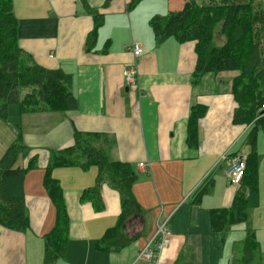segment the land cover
<instances>
[{
  "label": "crops",
  "instance_id": "crops-1",
  "mask_svg": "<svg viewBox=\"0 0 264 264\" xmlns=\"http://www.w3.org/2000/svg\"><path fill=\"white\" fill-rule=\"evenodd\" d=\"M130 1L13 0L20 47L38 65L70 73L78 104L70 111L34 114H22L15 105V122L0 120V159L21 135L29 152L17 166L38 160L24 181L30 225L20 231L0 224V264L44 263V237L57 217L44 187L45 168L50 152L72 146L77 131L99 133L111 160L134 166L141 211L122 223L124 244L101 249V237L119 223L120 193L104 183L97 208L82 196L95 186L97 166L53 169L70 219L66 255L56 264H147L137 259L162 223L169 234L160 264H264V127L234 121L233 80L239 72H207L195 82L196 43L159 41L151 26L155 16L180 10L185 0H140L133 6ZM133 42L143 45L142 55L134 57ZM126 67L135 68L137 86L128 85ZM253 129L254 148L248 140ZM235 154L256 155V189L246 191L248 219L220 232L211 213L229 208L241 188L226 173ZM250 234L256 247L246 260Z\"/></svg>",
  "mask_w": 264,
  "mask_h": 264
},
{
  "label": "trees",
  "instance_id": "trees-1",
  "mask_svg": "<svg viewBox=\"0 0 264 264\" xmlns=\"http://www.w3.org/2000/svg\"><path fill=\"white\" fill-rule=\"evenodd\" d=\"M140 0H131L130 5ZM185 0L180 10L167 15L155 16L151 26L156 38L163 41L174 37L180 42L196 43L198 55L194 68V81L207 72L237 70L233 80V93L238 103L234 121L264 127V0ZM103 18L97 17L94 32L88 37L91 44L97 27ZM221 25L226 42L219 47L213 44L216 25ZM19 20L14 12L13 0H0V120L8 119L12 105L19 104L22 114L65 112L77 108L72 91V75L62 69H48L38 65L19 45ZM27 91V92H25ZM257 127V126H256ZM196 128L190 122L191 140ZM248 140L256 146L255 129ZM75 142L62 150L50 152L45 168L44 187L57 212L54 228L45 235L44 263L56 264L66 255L69 224L63 189L52 171L58 167H98L94 187L84 191L83 198L90 196L97 208L101 188L107 183L121 196L122 214L119 223L108 229L97 243L99 248H118L124 244L121 225L133 213L140 212L133 186L138 179L134 166L128 162L113 161L100 143L99 133L75 132ZM28 146L19 135L0 159V224L24 231L30 225L26 205L24 181L26 173L37 166V156L31 157L28 166H17L21 156H27ZM246 174L241 188L229 208L214 209L211 213L214 230L226 232L235 224L248 219L247 189L255 190L254 173L256 155L247 160ZM256 242L250 234L245 242L246 260L253 257Z\"/></svg>",
  "mask_w": 264,
  "mask_h": 264
},
{
  "label": "built area",
  "instance_id": "built-area-1",
  "mask_svg": "<svg viewBox=\"0 0 264 264\" xmlns=\"http://www.w3.org/2000/svg\"><path fill=\"white\" fill-rule=\"evenodd\" d=\"M54 2L55 0H49ZM134 57H138L144 53V47L141 43L133 42L131 46ZM123 75L130 86H137L138 78L134 67H126ZM248 158L242 154L231 155L228 159L229 167L227 169V176L233 184L240 185L247 170ZM140 167H145L143 163ZM169 230L167 223L158 225L155 236L144 250L140 253L138 259L145 261L147 264H160L163 258L165 248L168 242ZM152 244V245H151Z\"/></svg>",
  "mask_w": 264,
  "mask_h": 264
},
{
  "label": "rangeland",
  "instance_id": "rangeland-1",
  "mask_svg": "<svg viewBox=\"0 0 264 264\" xmlns=\"http://www.w3.org/2000/svg\"><path fill=\"white\" fill-rule=\"evenodd\" d=\"M200 1H205L204 3H207V2H211V1H214V0H200ZM216 1V0H215ZM221 25H216V27L214 28L215 29V31H214V35H213V44L215 45L216 44V46H219V47H221V46H223L224 44H225V42L227 41L226 40V38H225V35H223L222 34V31H221ZM25 92H27V91H25ZM16 106H17V108L19 107V104H15ZM15 105H12L11 106V108H10V110L15 106ZM12 115L14 116V114H13V111L11 110V114H10V116H9V118L8 119H6V120H9V121H7V122H15V119L12 117ZM16 115H18V114H16ZM15 115V116H16ZM18 119V118H17ZM17 121V120H16ZM3 122H5V121H3ZM4 124H7L6 122L4 123ZM6 126V125H5ZM18 127V126H17ZM11 128H13V126H11ZM15 128V127H14ZM16 129V128H15ZM18 131H21V130H18ZM142 252V251H141ZM140 255V254H139ZM141 259H137V261H140ZM145 262V261H144ZM136 263V262H135Z\"/></svg>",
  "mask_w": 264,
  "mask_h": 264
}]
</instances>
